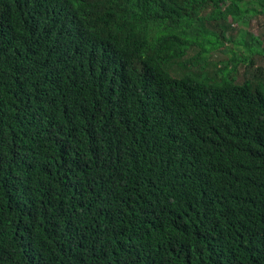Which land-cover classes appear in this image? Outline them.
<instances>
[{
    "label": "trees",
    "instance_id": "16d2710c",
    "mask_svg": "<svg viewBox=\"0 0 264 264\" xmlns=\"http://www.w3.org/2000/svg\"><path fill=\"white\" fill-rule=\"evenodd\" d=\"M253 20L264 0H0V264H264Z\"/></svg>",
    "mask_w": 264,
    "mask_h": 264
},
{
    "label": "rangeland",
    "instance_id": "374dc122",
    "mask_svg": "<svg viewBox=\"0 0 264 264\" xmlns=\"http://www.w3.org/2000/svg\"><path fill=\"white\" fill-rule=\"evenodd\" d=\"M235 27V32L236 29L238 28L240 32L246 33L247 36L249 35H255V36H263L264 35V27L262 25H260V23H258L256 20H253L252 23L250 22V24L247 27H243V26H239L236 27V25H234ZM215 59L218 60L220 59H225L227 58V55H223V54H216L215 55Z\"/></svg>",
    "mask_w": 264,
    "mask_h": 264
}]
</instances>
